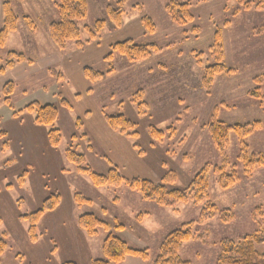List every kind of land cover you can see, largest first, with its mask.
<instances>
[{"label":"rangeland","instance_id":"rangeland-1","mask_svg":"<svg viewBox=\"0 0 264 264\" xmlns=\"http://www.w3.org/2000/svg\"><path fill=\"white\" fill-rule=\"evenodd\" d=\"M179 1L191 3L192 21L176 23L167 0H87L88 14L79 22L84 44L77 47L71 41L58 49L50 25L58 19L59 0H0V18L4 20L5 3L18 18L0 56L15 51L25 55L23 63L47 67L19 84L12 96L14 108L19 111L40 99L46 86L47 96L58 106L56 124L62 132L61 145L50 146L45 127L36 125L27 112L14 117L0 98V127L10 133L7 148L0 138V237L9 244L1 264H91L104 258L102 243L107 231L100 228L97 235H89L78 223L84 212L107 221L113 228L110 232L130 246L147 248V260L129 255L116 264H153L165 237L190 223L194 237L179 250L180 258L190 264H216L224 238L264 234V159L248 165L247 170L239 160L242 142L247 145V157L264 158V0ZM110 5L123 8L120 26L108 18ZM144 17L153 23L149 28ZM99 19L107 24L90 39L84 27ZM218 31L220 55L213 48ZM127 39L158 50L135 62L121 53L111 56L112 46ZM221 63L229 71L216 74L206 86L205 67ZM85 68L105 75L91 81ZM139 92L145 104L142 109L135 101ZM58 95L70 107L60 105ZM117 114L135 122L136 137L111 127L107 117ZM216 118L228 124L258 125L242 138L231 133L226 148L220 150L207 128ZM151 127L164 136H152ZM104 128L107 133L99 135L97 129L104 133ZM69 146L84 154L86 165L97 173L117 168L129 179L165 183L170 188L184 189L207 168L209 201L219 210L230 209L235 218L223 222L215 216L201 224L200 213L208 199L166 207L125 183L95 185L90 175L78 172L75 163L64 159ZM224 161L240 178L227 188L214 171ZM26 169L21 185L18 176ZM53 192L61 194L64 215L46 213L39 222L40 239L33 243L27 234L28 223L20 215L38 209ZM74 192L89 197L92 204L78 207ZM257 248L263 252L264 243Z\"/></svg>","mask_w":264,"mask_h":264},{"label":"trees","instance_id":"trees-1","mask_svg":"<svg viewBox=\"0 0 264 264\" xmlns=\"http://www.w3.org/2000/svg\"><path fill=\"white\" fill-rule=\"evenodd\" d=\"M122 1V0H121ZM191 3L181 2L179 0H167V9L171 14L174 21L178 24H184L193 20V15L190 13ZM261 7V6H259ZM4 20L0 28V48H2L9 34L16 30L18 18L14 14V11L8 3L4 5ZM88 14L87 0H59L58 2V19L52 22L50 25V36L54 44L58 49H64L67 44L74 41L77 47H82L84 41L81 39L82 28L79 25ZM109 20L117 26L122 24L123 8L120 6L118 10L114 6L110 5L107 10ZM106 22V23H105ZM143 23L147 28L153 24L148 17L143 18ZM107 21L104 19L97 20L92 26H85L84 29L88 32L89 38H94L99 32H101L106 26ZM152 29V28H150ZM221 36L218 31L215 34V44L213 48L220 55L221 54ZM158 48L154 45L137 44L131 39H127L121 42H117L112 46V54L121 53L127 57L130 61H142L157 51ZM27 61L23 53L9 51L3 58L0 56V76L5 73L9 68L14 67L17 64ZM222 64V63H221ZM224 64L209 65L204 69V83L209 86L214 76L218 73L228 72ZM84 73L88 79L95 81L102 79L104 73L94 72L91 68H85ZM15 83L12 81L7 82L3 89L0 98L4 99V102L14 110L13 116L19 117L22 113L27 112L33 115L34 122L38 126L45 127L47 129V137L52 147H59L62 142V132L57 126V120L59 117L58 106L55 103L42 104L38 101H33L27 104L23 109L17 111L14 108L12 96L15 93ZM59 104L65 107H70L68 100L58 95ZM142 92L135 95V101H137L138 109H142L145 104L141 102ZM107 120L111 127L118 130L121 133L136 137L137 132L135 130L136 124L124 114L109 115ZM2 117L0 116V125ZM79 123V122H78ZM77 123V125H78ZM80 125V123H79ZM256 124H228L219 119L211 121L208 127V131L215 145L224 150L229 142L231 133H236L239 137H244L253 132L256 129ZM151 134L155 138H162L164 132L155 130L151 127ZM0 138L5 139L3 147L7 148L10 144L8 139V133L0 127ZM137 146V144H136ZM247 145L242 142L241 154L239 160L242 163V167L247 170L248 165H254L256 162L259 164L264 158L262 156H256V154H248ZM251 157V159H249ZM66 160L76 164L77 171L80 173H86L90 175L93 183L98 186L110 185L119 187L121 184L128 185L131 189L137 190L146 199L153 200L162 206H174L177 203L188 202L191 200L194 204H201L205 199H208L209 190V172L207 168L201 169L192 179L187 187L184 189L170 188L167 184H155L151 180L139 179V178H127L117 168H110L107 173H97L86 165V157L84 154L79 153L77 149L72 146L66 148L65 151ZM226 162L220 166L214 168L215 173L220 177V183L223 188L233 186L240 178L235 169L232 171L226 167ZM231 171V172H230ZM27 175V169L24 170L18 176V183L23 184ZM73 200L78 207H83L92 204V200L82 194L81 192H74ZM61 194L58 192L51 193L44 199L41 206L35 211L20 215V220L28 223L27 234L29 240L36 243L40 239L39 222L42 217L55 210L61 203ZM262 208V207H261ZM261 208H258L261 211ZM218 216L223 222L232 221L235 216L230 209L219 210L209 199L207 204L202 208L200 213L201 224L206 223L211 218ZM203 222V223H202ZM79 225L91 236H95L99 233L100 228L107 231V235L103 239L102 250L105 255L104 258H96L92 260L91 264H116L122 262L126 256L136 255L144 260L149 258L147 248L136 249L130 246L126 241H123L118 236L110 232L111 225L100 219L92 212H84L79 215ZM192 223L187 226L181 227L170 232L160 245L159 252L153 262V264H190L189 261H185L180 258L179 250L182 245L190 241L193 237V231L191 230ZM116 228H121V225L117 224ZM203 235L200 237L202 238ZM264 243V234L252 233L242 235L238 238H224L219 242V254L216 264H264V251L258 250V246ZM9 244L5 237H0V264L3 255L8 250ZM62 264H78L74 261L64 262Z\"/></svg>","mask_w":264,"mask_h":264},{"label":"crops","instance_id":"crops-1","mask_svg":"<svg viewBox=\"0 0 264 264\" xmlns=\"http://www.w3.org/2000/svg\"><path fill=\"white\" fill-rule=\"evenodd\" d=\"M2 24H3V19L0 18V28H1ZM44 70L47 71V67L42 66L41 68H39L35 64L27 65L26 63H20V64L15 65L12 68L7 69L5 71V73H3V75L0 76V93L2 91V88H3L4 83L6 81H13L15 83V87H16L15 88V91H16V89L19 87V84L24 83L26 81H30L31 78H33L34 76H36L38 73L41 74V71H44ZM41 91L42 92H40V95H39L40 96L39 97L40 99H37L36 101H38V102H40L42 104H45V103H55V100H53V98L50 99V96H47V87L46 86H43V88H42ZM10 112H11V115H13L14 110L11 109ZM97 130L99 132V135H101V136H102V134H106L107 133V129L106 128H104V130H105L104 133H102V130L101 129H97ZM43 133L47 135V129L46 128L43 130ZM8 135L10 136V133H8ZM46 143H47V141L45 139V141L43 142V146L44 147H46V145H47ZM64 159H65V157H64ZM61 161H62V159H61ZM61 161H60V163H61ZM74 203L72 204V207H75V204ZM61 206H62V204L60 203V205L55 210H53L52 213L53 212H57L58 214L61 213V214L64 215V209L62 210L61 209ZM45 215L43 217H46ZM43 217H42V219H43ZM54 248L55 247L53 246L52 250Z\"/></svg>","mask_w":264,"mask_h":264}]
</instances>
